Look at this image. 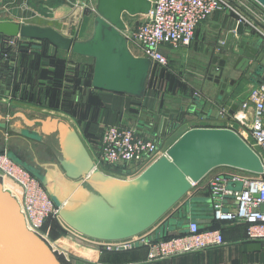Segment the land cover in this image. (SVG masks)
Here are the masks:
<instances>
[{"label": "water", "instance_id": "95a60500", "mask_svg": "<svg viewBox=\"0 0 264 264\" xmlns=\"http://www.w3.org/2000/svg\"><path fill=\"white\" fill-rule=\"evenodd\" d=\"M254 1L264 8V0ZM95 2L92 32L85 39L74 40L51 27L11 21H0V37L11 44L19 40L21 50L26 52L38 53L39 45L31 43L47 41L60 50L89 57L93 60V88L141 98L146 91L152 62L130 51L122 34L125 29L123 14H146L151 2ZM243 30V24L238 23L236 34L241 35ZM231 36L232 33L227 36L220 59L213 57L206 70L208 78L218 86L215 102L226 101L231 93L236 78L227 77L230 71L240 69L248 73L252 68V75L261 76L259 80H252L258 83L264 81V53L258 46L262 39L259 38L252 47L244 45L242 53L236 54L229 65V54L235 55V49H238L237 46H230ZM213 69L217 70L216 74L212 73ZM5 94H9L8 89ZM199 102L204 104L203 100ZM213 108L210 106L209 110ZM236 109L237 105L232 104L229 114ZM220 113L221 110H218L216 116ZM203 117L206 118V115ZM35 122H39L42 134H55L59 156L56 161L42 164L43 170L38 171L34 167L26 169L39 180L59 209L58 215L64 224L73 232L92 240L132 238L159 222L161 227L155 232V238L164 233L175 235L177 231H184L194 217L214 214L210 196L188 195L193 185L210 171L217 167H230L247 175L264 172L259 153L237 131L226 126L186 127L165 154L159 155L138 174L132 175V169L139 164L137 162L131 163V170L120 175L106 173L95 166L85 143L68 120L46 115ZM4 150L20 164L19 156L13 154L11 148L1 147L0 151ZM234 183L236 188L225 186V189L240 190L241 182ZM223 201L225 204L228 202L226 199ZM231 201L237 204L234 199ZM0 264H62L50 245L28 229L18 202L4 189L1 180Z\"/></svg>", "mask_w": 264, "mask_h": 264}, {"label": "crops", "instance_id": "0c3cea01", "mask_svg": "<svg viewBox=\"0 0 264 264\" xmlns=\"http://www.w3.org/2000/svg\"><path fill=\"white\" fill-rule=\"evenodd\" d=\"M88 2L96 3L95 0ZM245 2L247 7L242 6L243 10L250 8L264 14V8L256 1ZM95 15L89 10L82 11L75 6L74 0H0V21L51 27L74 40L89 37ZM207 20L197 26L188 46L162 48L167 62L172 64L168 74L169 87L149 85L147 81L145 94L141 98L93 88L89 81L93 68L91 58L60 50L50 43L31 41L39 45L38 53H18L11 60V77L6 75L0 79V149L11 148L25 159L29 167L38 171L43 170L42 164L56 161L59 152L55 134H42L39 122H35L37 118L43 119L46 115L68 120L92 157L98 149L103 128L113 124L130 128L163 149L168 148L186 127L198 124L226 126L240 133V129L246 126L241 125L234 114L240 109L241 103L248 100L249 91L259 84L249 78L253 69L243 74L239 70L228 73L227 77L236 78V82L224 102H215L218 86L208 78L206 70L213 57L219 60L224 53L222 47L229 33H232L230 46L238 47L235 55L229 54V65L236 54L242 53L244 45L254 46L259 37L247 34L245 27L241 35L236 34L235 16L229 12L216 11ZM258 46L262 51L263 42ZM187 61L192 64V71L186 74L176 71L175 63L177 66H186ZM212 73L216 74L217 70H212ZM259 79L261 76H258ZM13 82L20 86L16 97L11 94ZM52 88L59 95L55 107L47 103L45 95V91ZM7 89L8 95L5 94ZM24 91L27 95L31 93L33 100L24 99ZM65 104H68L69 111L64 110ZM232 104H236L237 109L229 114ZM210 106L214 107L212 111L209 110ZM218 110L221 113L216 116ZM253 110V105H250L244 111L248 125ZM233 174L241 172L230 167H217L194 184L188 195L209 196L210 182L214 178ZM225 186L236 188L235 183L229 179L225 181ZM233 206L235 204L228 199L223 209H232ZM194 221L201 228H210L214 226L215 218L213 215L196 216ZM219 221L215 226L222 232L225 241L223 245L160 260L148 261L147 249L141 245L119 251L97 249L94 240L73 233L63 224L61 227L64 232L75 238L69 239L73 240L72 246L60 247L65 253L71 252L67 264H264V240H249L244 224ZM160 227L159 222L140 235L154 238Z\"/></svg>", "mask_w": 264, "mask_h": 264}, {"label": "built area", "instance_id": "2783aa9c", "mask_svg": "<svg viewBox=\"0 0 264 264\" xmlns=\"http://www.w3.org/2000/svg\"><path fill=\"white\" fill-rule=\"evenodd\" d=\"M151 7L148 13L138 15L137 22L126 24L122 34L130 51L136 56L147 57L153 65H166L167 57L162 51L164 46L177 48L188 46L197 26L216 11H225L235 16V25L242 23L252 33L262 39L264 53V14L247 7L245 0H149ZM75 6L82 11L89 10L96 14V6L88 0H74ZM236 28V26H235ZM10 44V42H9ZM253 105V116L250 124L246 121L245 110ZM234 118L246 128L240 129V135L250 138L254 148L261 151L264 163V82L255 85L248 93V100L241 103ZM167 148L159 147L154 141L144 139L130 128L119 125H107L103 128L98 149L94 153L95 166L139 163L133 170L138 174L144 167ZM104 171V170H102ZM106 172V171H104ZM124 177V176H123ZM241 182V189H225V181ZM0 180L5 190L18 202L24 215L26 225L32 232L43 238L52 250L69 261L67 253L57 249L48 241V232L44 226L49 217H59L58 208L48 196L39 180L27 169L0 151ZM7 181L8 185H5ZM209 196L213 200L214 218L245 225L246 237L249 240H264V172L259 175L233 174L216 177L210 182ZM226 198L234 199L237 204L232 209L224 210ZM226 199V200H228ZM72 233V232H71ZM74 233V232H73ZM72 233V234H73ZM68 239L75 238L64 232ZM97 249L108 251L128 250L141 246L147 249V260H160L181 254L220 246L225 243L218 228L202 229L196 221H190L185 230L168 238L154 240L151 236L137 235L132 238L100 241L94 240Z\"/></svg>", "mask_w": 264, "mask_h": 264}, {"label": "rangeland", "instance_id": "374dc122", "mask_svg": "<svg viewBox=\"0 0 264 264\" xmlns=\"http://www.w3.org/2000/svg\"><path fill=\"white\" fill-rule=\"evenodd\" d=\"M123 19L126 22V24L130 25V24H133V23L137 22L138 15H129L127 13H124L123 14ZM208 20L206 19L202 23H205ZM22 41H26V40H22ZM9 45H7V46H9ZM10 46L11 47H9V48L12 49V53H15V57H16L17 54L19 53L18 52V49H17L18 48V43L11 44ZM171 65H172L171 62H169V61L167 62L166 65H163V66H161V65H153L152 68H151V70H150L148 84L149 85H156V86L158 85L161 88H168L169 87V77H170V76H168V74L170 73V70L172 69V66ZM174 66H176L175 67L176 71H179V72L182 71V72H180L181 74L182 73H185L186 74V72L192 71L191 70L192 69V64H190L189 61L186 62V66H184V65L183 66H177L176 63L174 64ZM200 69H203V68H200ZM196 126H211V125H203V124L201 125V124H198ZM215 127H220V126H215ZM246 140L250 144H252V141L250 140V138H246ZM254 149L259 154H261V151L259 150V148H257V146H254ZM106 173H109L110 174L111 172L107 171ZM61 224H63L64 226H66L64 224V222L60 219V217H56V216L55 217H49L47 219L46 223H45L44 228H43V229H45V231L48 232V241L50 243H52V245L54 247H57V249H60V250L62 249L60 246L65 247V245H67L68 247H70V246L73 245L72 244L73 240H69L67 237H65V234H62V233H64V230L61 227ZM67 256L69 258V261H67V262H70L71 252L70 253L67 252Z\"/></svg>", "mask_w": 264, "mask_h": 264}, {"label": "trees", "instance_id": "16d2710c", "mask_svg": "<svg viewBox=\"0 0 264 264\" xmlns=\"http://www.w3.org/2000/svg\"><path fill=\"white\" fill-rule=\"evenodd\" d=\"M40 42H44V43H48L47 41H40ZM15 43H18V52H22L24 54L28 53L26 51H22L21 49V46H20V41L17 40ZM31 44H35V43H31ZM9 45V43L7 41L4 40L3 37H0V79H2L3 76H6L8 75L9 77H11V73H9L10 69H12V64H11V60L13 58H15L14 54L12 53V49L9 48L11 46H7ZM38 45V44H36ZM91 75H92V71L90 73V77H89V81H90V84H91ZM19 83H15L13 82L12 83V96L13 97H16V94L18 93V90H19ZM45 95H46V98H47V103L52 106V107H55L57 106V103H58V99H59V95L57 94V91H55L53 88L52 89H48L47 91H45ZM22 97L24 99H30V100H33L34 96H32V94L30 93V95H27L26 92L24 91V93L22 94ZM68 107V104H65L63 105V108L64 110H68L69 109L67 108ZM104 168V169H103ZM136 168V166H135ZM133 168L132 169V172L133 170L135 169ZM101 169L104 170V171H109V172H113V173H118L120 175H123L125 174L126 170H131L128 165L126 164H116V165H102L101 166ZM237 171H240L238 169H236ZM241 173H246L244 171H240ZM220 222L219 220H216L215 219V223H214V226L210 227V228H218L217 226L215 225H218L217 223ZM204 229V228H202ZM219 229V228H218ZM170 236H173V235H170ZM168 238L169 235L165 234L164 235H161L160 237H157L155 238L154 237V240H157L159 238ZM58 259L60 260V262L62 264H67V261L64 259L63 256L61 255H58L56 254Z\"/></svg>", "mask_w": 264, "mask_h": 264}, {"label": "flooded vegetation", "instance_id": "af4514ba", "mask_svg": "<svg viewBox=\"0 0 264 264\" xmlns=\"http://www.w3.org/2000/svg\"><path fill=\"white\" fill-rule=\"evenodd\" d=\"M211 60H212V59H211ZM210 64H211V61H210V63H209L208 65H210ZM207 67H208V66H207ZM213 70H216V69H213ZM239 71H241V70L239 69ZM241 73L243 74V73H245V72L242 71ZM249 78H250L251 80H252V78L255 79V80H257L258 75L254 76V75H252L251 72H250V74H249ZM252 81H253V80H252ZM7 148H8V147H7ZM11 150H12V149H11ZM12 151H13V150H12ZM12 153L15 154L16 156H19V161H18V162H19L23 167H25V169H26V167H29V166H28V163L25 161V159L21 158V156H20L17 152L15 153V152L13 151ZM15 161H16V160H15Z\"/></svg>", "mask_w": 264, "mask_h": 264}, {"label": "bare ground", "instance_id": "6f19581e", "mask_svg": "<svg viewBox=\"0 0 264 264\" xmlns=\"http://www.w3.org/2000/svg\"><path fill=\"white\" fill-rule=\"evenodd\" d=\"M4 184L9 186V184L7 183V181H5V183H4Z\"/></svg>", "mask_w": 264, "mask_h": 264}]
</instances>
